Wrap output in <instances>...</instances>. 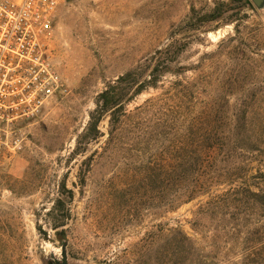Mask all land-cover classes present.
<instances>
[{
    "label": "rangeland",
    "instance_id": "1",
    "mask_svg": "<svg viewBox=\"0 0 264 264\" xmlns=\"http://www.w3.org/2000/svg\"><path fill=\"white\" fill-rule=\"evenodd\" d=\"M51 45L68 90L29 126L23 149L0 174V264H49L64 244L69 264H165L166 229L177 224L210 251L222 230L197 214L207 196L169 210L151 180L167 143L156 109L124 118L114 138L105 115L101 135L74 150L98 94L160 47L179 49L175 62L194 84L181 130L195 125L205 104L229 113L227 106L247 98L256 113L264 110V7L252 0H65ZM170 79L134 97L128 110L159 97ZM251 163L264 170V158ZM231 250L230 259L241 258L239 247Z\"/></svg>",
    "mask_w": 264,
    "mask_h": 264
},
{
    "label": "trees",
    "instance_id": "2",
    "mask_svg": "<svg viewBox=\"0 0 264 264\" xmlns=\"http://www.w3.org/2000/svg\"><path fill=\"white\" fill-rule=\"evenodd\" d=\"M178 54L179 49L172 46L160 47L148 63L139 64L108 83L98 94L96 108L78 136L74 151L82 150L87 140L101 135L99 125L105 115L110 117V137L114 138L112 130L116 132L124 118L133 119L139 113L156 109L158 124L166 128L162 134L168 144L165 159L157 164L163 173L157 169L152 173L155 188L162 186L169 210L207 196L199 201L197 214L217 220L222 230L212 237V249L205 251L181 225L168 227L165 264H264V170L255 169L251 163L264 158V110L256 113L247 98L240 99L232 108L227 106L229 113L219 104H205L192 120L195 125L188 123L181 130L177 122L183 116V104L194 97L195 91L193 83L182 77V66L175 62ZM168 76L169 85L167 88L163 85L165 89L159 97H151L145 105L128 110L127 105L134 97L145 90L157 89ZM80 178L83 182L84 173ZM62 205L59 198L56 208L60 210ZM225 244H230L226 250ZM238 247L241 260L230 259L229 250ZM222 251L225 257L220 259Z\"/></svg>",
    "mask_w": 264,
    "mask_h": 264
},
{
    "label": "built area",
    "instance_id": "3",
    "mask_svg": "<svg viewBox=\"0 0 264 264\" xmlns=\"http://www.w3.org/2000/svg\"><path fill=\"white\" fill-rule=\"evenodd\" d=\"M64 1L0 0V174L68 90L51 45Z\"/></svg>",
    "mask_w": 264,
    "mask_h": 264
},
{
    "label": "water",
    "instance_id": "4",
    "mask_svg": "<svg viewBox=\"0 0 264 264\" xmlns=\"http://www.w3.org/2000/svg\"><path fill=\"white\" fill-rule=\"evenodd\" d=\"M252 2L256 5L257 8L262 9L264 7V0H252ZM49 264H69L68 261V253H67V245L64 244L61 249V258H56L51 261Z\"/></svg>",
    "mask_w": 264,
    "mask_h": 264
}]
</instances>
